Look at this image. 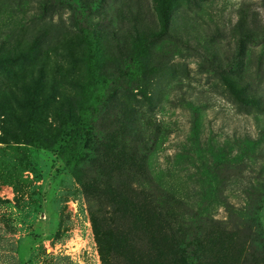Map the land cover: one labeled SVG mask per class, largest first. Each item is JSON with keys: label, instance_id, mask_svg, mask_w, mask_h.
Segmentation results:
<instances>
[{"label": "rangeland", "instance_id": "1", "mask_svg": "<svg viewBox=\"0 0 264 264\" xmlns=\"http://www.w3.org/2000/svg\"><path fill=\"white\" fill-rule=\"evenodd\" d=\"M80 1L0 0V264H170L154 185L204 264H261L264 0Z\"/></svg>", "mask_w": 264, "mask_h": 264}, {"label": "trees", "instance_id": "2", "mask_svg": "<svg viewBox=\"0 0 264 264\" xmlns=\"http://www.w3.org/2000/svg\"><path fill=\"white\" fill-rule=\"evenodd\" d=\"M77 1H79L78 3L81 4L80 7L84 10L85 4L80 0H49V3L51 5L56 3V6H59L60 8L64 7L74 13L77 8ZM244 35L249 37L251 40H257L260 37L255 33ZM262 36H264V34H262ZM23 53V51L9 50L5 42L1 41L0 71L9 73V66L15 64L21 58L27 57ZM91 128L92 125L88 124L86 127H82L77 131L71 132L69 140L59 152L61 156L66 157L76 154L83 135H85V133H89ZM148 183L150 186L153 185L152 182ZM153 187L152 191H154V193L151 197L153 208L157 214H160L161 219L163 220L162 224L164 229L170 235L173 244L175 245V251L173 254L174 257L170 259V264H204L199 256L197 246L192 245L196 244L197 241H194L196 236L195 216L189 215L190 210L188 209V206H186L181 199L175 197L171 192L164 191L155 185ZM176 218H178V220H176L175 224L171 223ZM262 246H264V244L261 245V247ZM258 257L261 259V264H264V249H261L258 253Z\"/></svg>", "mask_w": 264, "mask_h": 264}]
</instances>
